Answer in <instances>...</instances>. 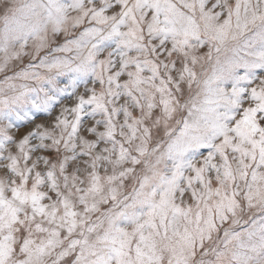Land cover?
<instances>
[{
	"label": "snow or ice",
	"instance_id": "6c2138e0",
	"mask_svg": "<svg viewBox=\"0 0 264 264\" xmlns=\"http://www.w3.org/2000/svg\"><path fill=\"white\" fill-rule=\"evenodd\" d=\"M0 264H264V0H0Z\"/></svg>",
	"mask_w": 264,
	"mask_h": 264
}]
</instances>
